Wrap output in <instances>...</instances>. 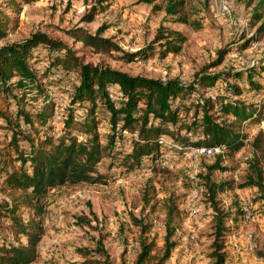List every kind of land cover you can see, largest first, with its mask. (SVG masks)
I'll return each instance as SVG.
<instances>
[{"label":"rangeland","instance_id":"1","mask_svg":"<svg viewBox=\"0 0 264 264\" xmlns=\"http://www.w3.org/2000/svg\"><path fill=\"white\" fill-rule=\"evenodd\" d=\"M166 1L0 0V48L20 46L35 34H44L66 45L79 63L109 66L132 77L176 79L187 89L180 108L179 137L163 134L169 144L159 147L154 162L143 157L138 166L126 165L124 156L136 135L124 133L98 164L102 182L61 186L48 193L44 232L30 264H216L214 253L222 252L223 264H264V31L257 30L260 23H249L253 5L243 1L223 0V9L220 0H184L189 24L166 14ZM82 31L103 42L98 47L84 44L76 36ZM173 31L182 32L185 40L177 51L165 52L160 44ZM31 54V65L44 70L35 72L41 92L33 87L18 91L16 78L10 81V92L32 115L45 111V103L53 104L45 126L60 135L70 109L75 120L71 127L90 112L89 102H71L79 68L62 71L50 65L56 54L42 44ZM250 73L258 86L254 91L247 80ZM234 86L240 93H235ZM109 91L119 105L117 89L109 87ZM7 96L1 98L0 107L11 115L16 103ZM205 99L215 104L212 117L219 123L233 120L219 110L225 100L259 112L256 121L240 126L245 138L237 151L205 156L184 149L192 145L191 140L200 139L196 110ZM94 112L104 142L110 115L101 101ZM11 122L13 128V118ZM171 128L177 133V128ZM72 133L76 134L73 129ZM20 145L28 149L25 141ZM254 164L261 168L262 181L252 171ZM210 182L224 187L213 200L227 215L219 238L217 215L208 196ZM246 211L249 219L244 218ZM23 216L28 218L27 211ZM6 235L11 238L3 227L0 240ZM166 238L173 247L162 261ZM220 243L223 249L217 250ZM142 245H150L149 258L138 262Z\"/></svg>","mask_w":264,"mask_h":264},{"label":"trees","instance_id":"2","mask_svg":"<svg viewBox=\"0 0 264 264\" xmlns=\"http://www.w3.org/2000/svg\"><path fill=\"white\" fill-rule=\"evenodd\" d=\"M239 1L248 6L253 5L249 23H260L257 30L264 31V0ZM184 5V0H167L164 10L166 14L175 16V21L189 24ZM1 31L0 29V33ZM169 34L171 38L160 45L165 52L177 51L185 37L179 31ZM76 36L84 44L96 47L103 42L84 31ZM39 44L46 46L50 53L56 54L55 57L51 56L50 65L59 66L62 71L79 68V79L74 85L71 102H89L91 105L84 122L76 127H71L74 116L70 109L65 119V131L60 135L49 132L45 126L53 114V104L45 103V111L32 115L18 103V96L10 92L13 87L10 81L13 78H16L14 87L18 91L23 92L25 88L33 87L36 93L41 92L35 72L43 74L44 70H37L29 62L31 51ZM59 53L63 54V59L61 55L58 56ZM252 76L253 73L247 75V80L254 91L258 86ZM215 80L211 79L210 84ZM109 87L117 89L119 105L115 104ZM232 89H235V93H240L236 86ZM186 90L176 79L157 81L132 77L109 66L79 63L66 45L50 40L44 34H35L20 46L11 44L1 47L0 101L1 98L11 95L16 107L11 115L7 108L0 107V119L4 121L3 126H0V144L3 150L0 154V232L5 227L11 234V238L6 235V238L0 240V264H30L36 259L38 244L44 232L42 218L46 211L45 200L48 193L61 186L102 182L103 176L98 171V164L122 134H136V137L132 136L134 138L131 140V150L124 156V161L128 162L126 165L138 166L143 157H148L154 162L160 147L158 137L163 134L171 135L175 140L179 137L182 126L179 123L180 108ZM98 101L102 102L110 115V131L106 132L104 142L98 133L94 112ZM214 105L212 101L205 99L197 106L199 110L197 108L196 111L200 115L197 126L200 128L201 138L197 141L191 140V144L205 147L223 146L230 153L235 152L244 145L245 135L240 126L246 121H256L259 112L236 101L225 100L219 110L231 116L233 120L219 123L212 117ZM12 118L15 121L13 128L9 126ZM170 126L177 128V133L172 132ZM72 129L76 134L72 133ZM8 133H11L9 137ZM78 134L83 135L84 140L79 139ZM21 141L27 143V150L20 145ZM184 141L188 143L187 139ZM251 168L258 180L262 181L261 168L256 164ZM257 185L261 183L258 182ZM223 188L222 184H208V196L217 215V238L222 235V218L227 215L214 205L213 200L217 191H222ZM25 211L28 215L26 220L23 219ZM4 220H8L10 224L6 226ZM171 247L173 244L166 238L162 261L169 256ZM220 249H223L221 243L217 245V250ZM149 253L150 245H142L138 262L147 260ZM214 255L216 264L224 263V252Z\"/></svg>","mask_w":264,"mask_h":264},{"label":"built area","instance_id":"3","mask_svg":"<svg viewBox=\"0 0 264 264\" xmlns=\"http://www.w3.org/2000/svg\"><path fill=\"white\" fill-rule=\"evenodd\" d=\"M219 5L223 9L226 7V4H225V2L223 0H220ZM226 10H227V8H226ZM83 121H84V118H82V122ZM133 135H136V134H133ZM78 137H79V139L84 140V136L83 135H79ZM199 138H201V136ZM158 144H159V146H161V145H164V144H169V142L167 141V138L164 135H160L158 137ZM172 145L174 146V144H172ZM184 149L185 150H191V151H193L195 153L202 154V155H205V156L222 154L225 151V147H223V146L205 147V146L185 145ZM160 156H161V158L164 157V155H162V154ZM244 218L245 219H249L250 218V215H249V213L247 211L244 213Z\"/></svg>","mask_w":264,"mask_h":264}]
</instances>
